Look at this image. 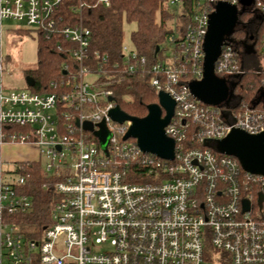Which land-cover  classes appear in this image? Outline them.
Segmentation results:
<instances>
[{
	"label": "built area",
	"instance_id": "2783aa9c",
	"mask_svg": "<svg viewBox=\"0 0 264 264\" xmlns=\"http://www.w3.org/2000/svg\"><path fill=\"white\" fill-rule=\"evenodd\" d=\"M61 3L0 0V264H264V177L245 172L235 157L217 149L233 130L263 133L264 111L245 103L227 111L191 91L204 76L212 0H197L183 33L169 35L165 60L148 68L145 57L123 46L126 71L149 72L156 95L166 93L176 104L165 129L175 143L172 160L125 140L131 122L113 121V92L90 66L91 31L59 27ZM168 3L175 8L180 0ZM255 8L264 16L262 2ZM5 20L47 38L61 34L75 45L73 73L55 84L62 91L5 86L12 77L3 53ZM260 45L264 59V37ZM245 73L240 56L225 44L216 76ZM101 124L111 135L106 152L97 136ZM17 144L30 145L39 159H4V148ZM32 165L53 180L58 196L41 238L27 237L14 219L32 208L25 191L29 176L21 173Z\"/></svg>",
	"mask_w": 264,
	"mask_h": 264
},
{
	"label": "trees",
	"instance_id": "16d2710c",
	"mask_svg": "<svg viewBox=\"0 0 264 264\" xmlns=\"http://www.w3.org/2000/svg\"><path fill=\"white\" fill-rule=\"evenodd\" d=\"M105 6L101 0H62L56 17L59 27L81 25L91 31L88 50L92 70L100 73L103 86L113 92V102L126 114L137 119L148 115V107L158 103V96L151 87L152 74L131 75L126 71L124 61V23L136 25L132 45L139 56L145 57L147 67L165 60L169 35L182 32L195 12L197 0H180L175 8L170 0H108ZM208 1V0H204ZM226 0H212V8ZM262 2L261 0H255ZM82 6V7H81ZM256 9V8H255ZM258 10V9H257ZM259 12L255 26L245 25V18L251 13L239 16L235 29L228 35L232 39L255 43L257 47L264 37V16ZM38 69L27 74L35 80L30 91L37 94H53L62 91L55 84L67 79L73 73L71 51L75 45L63 35L47 38L39 34ZM254 36V39L252 37ZM240 56L231 40L225 38ZM159 49V50H158ZM66 72V74H64ZM264 75L245 73L231 80L230 96L219 108L237 111L243 103L250 109L264 111ZM226 85L225 77L219 75ZM59 87V86H58ZM22 174L29 176L25 191L31 196L32 208L14 219L20 224L22 233L29 238H41L45 228L51 225V213L58 200L53 180L43 174L40 165H32Z\"/></svg>",
	"mask_w": 264,
	"mask_h": 264
},
{
	"label": "water",
	"instance_id": "95a60500",
	"mask_svg": "<svg viewBox=\"0 0 264 264\" xmlns=\"http://www.w3.org/2000/svg\"><path fill=\"white\" fill-rule=\"evenodd\" d=\"M238 1L243 7H250L254 3V0ZM244 13L245 11L238 13L236 6L228 2H220L210 16L204 41V76L202 81L191 85L193 95L207 105L220 106L230 96L226 83L216 76L215 66L226 44L225 38L235 29L239 16ZM26 84L33 88L35 80L27 76ZM175 106L174 100L162 92L158 95V103L148 107V115L143 119L129 116L118 106L112 111L111 117L120 124L131 122L125 140H136L143 153L172 160L175 155V143L167 137L165 129L174 115ZM85 129L93 130L90 124H86ZM97 136L106 152L111 135L105 124H101ZM217 149L223 154L235 157L245 172L264 177V132L250 135L241 130H233L218 144ZM244 205V210L249 211L250 203L245 201Z\"/></svg>",
	"mask_w": 264,
	"mask_h": 264
},
{
	"label": "rangeland",
	"instance_id": "374dc122",
	"mask_svg": "<svg viewBox=\"0 0 264 264\" xmlns=\"http://www.w3.org/2000/svg\"><path fill=\"white\" fill-rule=\"evenodd\" d=\"M253 6L255 7V3H253ZM136 28L135 24L124 23V43L129 49L133 47L132 35L136 32ZM34 31V28L18 22L3 21V53L6 56L7 64L12 74V77L5 79L4 84L11 90L27 89V73L38 69L39 36ZM259 38L258 40L256 39L255 43L251 44L244 39L235 40L230 36L226 37L227 40L232 41L234 47L239 51L242 70L251 74L264 75V59L261 54V45L257 47ZM166 55L170 56L171 52H166ZM235 77L228 76L224 78L229 91H231V80ZM92 78L96 79V77ZM3 158L7 161H21L23 159L35 161L39 159V155L30 145L22 146L17 144L5 147Z\"/></svg>",
	"mask_w": 264,
	"mask_h": 264
},
{
	"label": "flooded vegetation",
	"instance_id": "af4514ba",
	"mask_svg": "<svg viewBox=\"0 0 264 264\" xmlns=\"http://www.w3.org/2000/svg\"><path fill=\"white\" fill-rule=\"evenodd\" d=\"M236 8H237L238 13H240L242 11H245V13H251L252 16L251 17L247 16L245 18L246 21L244 23H245V25L255 26L260 15H259L258 10L255 9V7L253 5L250 7H243L240 3H238V5H236ZM238 20H239V18H238ZM258 38H259V35H256L257 40H258ZM252 39H254V36L252 37ZM163 116H165V113L163 114Z\"/></svg>",
	"mask_w": 264,
	"mask_h": 264
}]
</instances>
